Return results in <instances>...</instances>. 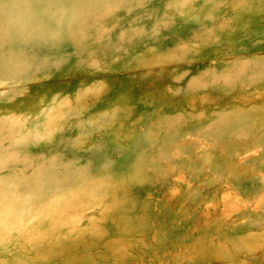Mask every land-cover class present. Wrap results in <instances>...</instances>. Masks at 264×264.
Listing matches in <instances>:
<instances>
[{"label": "rangeland", "instance_id": "rangeland-1", "mask_svg": "<svg viewBox=\"0 0 264 264\" xmlns=\"http://www.w3.org/2000/svg\"><path fill=\"white\" fill-rule=\"evenodd\" d=\"M0 264H264V0H0Z\"/></svg>", "mask_w": 264, "mask_h": 264}]
</instances>
